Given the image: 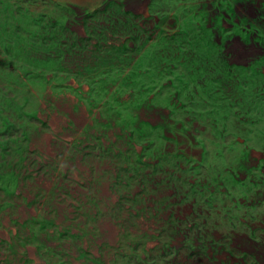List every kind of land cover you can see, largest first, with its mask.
<instances>
[{
    "label": "rangeland",
    "instance_id": "rangeland-1",
    "mask_svg": "<svg viewBox=\"0 0 264 264\" xmlns=\"http://www.w3.org/2000/svg\"><path fill=\"white\" fill-rule=\"evenodd\" d=\"M0 264H264V0H0Z\"/></svg>",
    "mask_w": 264,
    "mask_h": 264
}]
</instances>
